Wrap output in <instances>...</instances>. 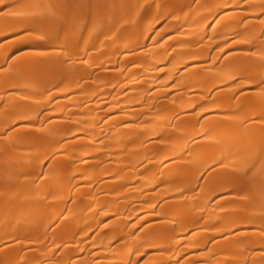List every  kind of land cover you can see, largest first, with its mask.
I'll return each mask as SVG.
<instances>
[{"label":"bare ground","instance_id":"bare-ground-1","mask_svg":"<svg viewBox=\"0 0 264 264\" xmlns=\"http://www.w3.org/2000/svg\"><path fill=\"white\" fill-rule=\"evenodd\" d=\"M137 262L264 264V0H2L0 264Z\"/></svg>","mask_w":264,"mask_h":264},{"label":"snow or ice","instance_id":"snow-or-ice-1","mask_svg":"<svg viewBox=\"0 0 264 264\" xmlns=\"http://www.w3.org/2000/svg\"><path fill=\"white\" fill-rule=\"evenodd\" d=\"M0 3H2V0H0ZM205 111H207V110H205ZM137 264H138V262H137Z\"/></svg>","mask_w":264,"mask_h":264}]
</instances>
